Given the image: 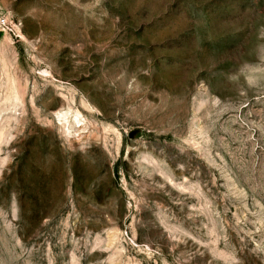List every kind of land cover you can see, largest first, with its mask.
<instances>
[{
	"label": "rangeland",
	"instance_id": "374dc122",
	"mask_svg": "<svg viewBox=\"0 0 264 264\" xmlns=\"http://www.w3.org/2000/svg\"><path fill=\"white\" fill-rule=\"evenodd\" d=\"M0 264H264V0H0Z\"/></svg>",
	"mask_w": 264,
	"mask_h": 264
},
{
	"label": "built area",
	"instance_id": "2783aa9c",
	"mask_svg": "<svg viewBox=\"0 0 264 264\" xmlns=\"http://www.w3.org/2000/svg\"><path fill=\"white\" fill-rule=\"evenodd\" d=\"M1 25H5V21L2 20V21H1Z\"/></svg>",
	"mask_w": 264,
	"mask_h": 264
}]
</instances>
